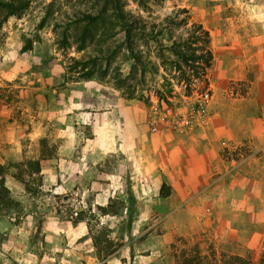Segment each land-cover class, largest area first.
<instances>
[{
  "label": "rangeland",
  "instance_id": "rangeland-1",
  "mask_svg": "<svg viewBox=\"0 0 264 264\" xmlns=\"http://www.w3.org/2000/svg\"><path fill=\"white\" fill-rule=\"evenodd\" d=\"M29 1L0 32V163L17 202L0 210V264H185V258L230 264L234 255L264 264V188L250 193L238 188L249 162L252 179L264 180L263 150L251 144L222 150L234 161L230 172H240L230 178L236 185L227 196L237 206L246 201L235 222L219 223L217 208L208 210L197 199L175 207L178 192L170 197L169 187L159 192L149 187L136 199L118 193L114 198L123 207L116 203L97 221L86 215L103 204V144L90 122L103 113L104 100L122 99L140 112L142 122L171 130L184 132L174 127L182 116L207 122L212 96L201 106L203 94L212 95L213 56L208 65L205 49L211 51L214 39H264V0ZM176 8L187 9L175 17L181 22L187 17V23L167 25L165 18ZM86 14L103 19L89 24ZM192 23L208 30L207 43ZM172 46L196 57H177ZM88 57L97 62L86 78L90 66L78 61ZM240 83L245 91L249 81ZM28 160L40 161V173L27 169L17 177L15 165ZM237 206L224 210H233L236 218ZM73 211H82L84 220L73 222ZM101 229L103 256L90 238ZM108 249L113 252L106 255Z\"/></svg>",
  "mask_w": 264,
  "mask_h": 264
},
{
  "label": "crops",
  "instance_id": "crops-1",
  "mask_svg": "<svg viewBox=\"0 0 264 264\" xmlns=\"http://www.w3.org/2000/svg\"><path fill=\"white\" fill-rule=\"evenodd\" d=\"M211 51L209 117L195 133L142 122L140 112L122 99L104 100L103 113L90 122L103 144V205L118 193L136 199L149 187L159 192L165 184L170 197L178 192L180 202L175 207L197 199L208 210L217 208L214 215L219 223L239 220L246 201L237 206L227 195L236 185L230 178L240 172H230L234 161L224 158L222 150L231 144H251L264 155V39H214ZM243 80L249 81L245 91L238 84ZM230 82L234 85L228 86ZM251 167L250 162L243 165L244 182L237 184L249 193L264 188L262 178L252 179ZM234 206L236 218L233 210L231 214L224 210Z\"/></svg>",
  "mask_w": 264,
  "mask_h": 264
},
{
  "label": "trees",
  "instance_id": "trees-1",
  "mask_svg": "<svg viewBox=\"0 0 264 264\" xmlns=\"http://www.w3.org/2000/svg\"><path fill=\"white\" fill-rule=\"evenodd\" d=\"M30 4L29 0H0V32L4 26V24L7 22V20L11 17H16L19 18L24 11L28 8ZM179 12H187V9L185 8H176L175 9V14L174 15H170L167 16L165 18L166 24L170 25V24H176V23H187V17L183 18V22H181L180 20H176L175 17L177 16V14ZM84 19L87 20V23L89 24H96L97 22H99L100 20H102L103 18L99 15H91V14H86L84 16ZM120 19H122L124 21V17L121 15ZM125 28H126V39L128 42L129 47L131 48V44H130V40H129V36H130V25L125 21L124 23ZM190 27L196 31H200L203 35V39L205 41V43H207L209 41V33L208 30L204 29L203 26L201 24L198 23H192L190 25ZM161 33V31L159 32ZM86 34H87V30L84 28L80 34V44L78 46L79 49H83L84 45H85V38H86ZM194 35V34H193ZM195 40H198V37L195 36ZM183 44V43H182ZM182 46V45H180ZM26 48H30L31 44L30 42H28L27 46H25ZM173 53L176 54L177 57H181L182 59L188 61L194 57H196V54L194 53H190L187 54L186 51H184L182 48L180 47H176V46H172L171 47ZM206 53H207V57H206V63L209 65L211 59H212V53L211 51L206 48L205 49ZM198 57V55H197ZM97 62L96 57H88L86 59H84L83 61H78V63H80L82 66L86 68L87 66H90V68H88V70H86V72L84 73V77L88 78L91 76L92 74V70L91 68L95 66ZM174 64L177 65L178 62L174 61ZM23 165V166H21ZM15 167H17V171L18 174L16 175L17 177L21 176L19 175L20 172H22V170H27L29 169V174L31 175H37L40 173L41 171V166H40V161L39 160H28L26 163H17L15 165ZM6 173H7V168L5 165L0 163V210H8L11 208H14L15 204L17 203L11 196H10V190L8 188V186L6 185ZM166 189V191H168L167 186H165V184L162 185L161 189L164 188ZM163 195H168L167 192H165ZM133 198H130L129 201H132ZM116 203H120L119 205L121 207H123L125 205V202L122 200H118V199H113L110 198V200L106 203V205L103 204H98L96 206V210L98 212H94L91 209L89 214L86 213V215H88L90 218L97 220H100L101 216H103V214H107L109 213V209L110 208H114V206H116ZM73 215L75 214V216L73 217L71 215V217L74 219L73 222H79V221H83L84 217L79 216L82 215V211L80 212H76L73 211L72 212ZM131 217V215H129ZM88 217V220L86 221L87 224L89 225L90 223V218ZM89 232H90V227H89ZM103 233V230H98L96 233H91V240H92V245L95 247L97 254L100 256H103V240L101 239V234ZM109 243L106 244L105 248H109ZM106 251V255H109L111 252H113V249H108L105 250ZM230 260V264H255L253 263L251 260L249 259H245L242 258L240 256H230L229 257ZM184 261L186 262L185 264H193L194 259H190V258H185ZM200 264V262H199Z\"/></svg>",
  "mask_w": 264,
  "mask_h": 264
},
{
  "label": "built area",
  "instance_id": "built-area-1",
  "mask_svg": "<svg viewBox=\"0 0 264 264\" xmlns=\"http://www.w3.org/2000/svg\"><path fill=\"white\" fill-rule=\"evenodd\" d=\"M211 94L210 92L206 91L203 94V104L201 106V108L204 107V105L210 100L211 98ZM198 118V117H196ZM205 122H194L193 119L189 116H182L180 118L179 122H174V127L182 129L184 132H189L191 131L195 126H199V125H203ZM154 124H156V122H154Z\"/></svg>",
  "mask_w": 264,
  "mask_h": 264
}]
</instances>
